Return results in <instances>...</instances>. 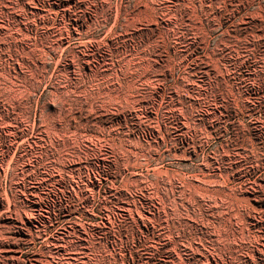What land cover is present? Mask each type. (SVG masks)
Instances as JSON below:
<instances>
[{"label": "rangeland", "instance_id": "374dc122", "mask_svg": "<svg viewBox=\"0 0 264 264\" xmlns=\"http://www.w3.org/2000/svg\"><path fill=\"white\" fill-rule=\"evenodd\" d=\"M0 264H264V0H0Z\"/></svg>", "mask_w": 264, "mask_h": 264}]
</instances>
